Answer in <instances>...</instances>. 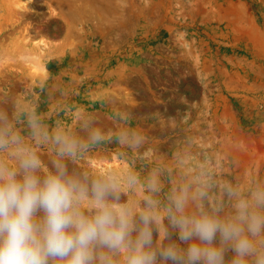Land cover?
<instances>
[{
	"label": "rangeland",
	"instance_id": "374dc122",
	"mask_svg": "<svg viewBox=\"0 0 264 264\" xmlns=\"http://www.w3.org/2000/svg\"><path fill=\"white\" fill-rule=\"evenodd\" d=\"M0 138V165L18 178L31 151L41 179L60 162L89 187L114 181L136 225L151 211L155 248L180 244L164 236L177 195L186 214L254 206L264 0H0ZM80 207L94 214L90 193Z\"/></svg>",
	"mask_w": 264,
	"mask_h": 264
},
{
	"label": "clouds",
	"instance_id": "9594fccd",
	"mask_svg": "<svg viewBox=\"0 0 264 264\" xmlns=\"http://www.w3.org/2000/svg\"><path fill=\"white\" fill-rule=\"evenodd\" d=\"M20 168L22 178L0 165V264H112L109 254L122 250L125 264H226L229 251L230 264H248V257L264 264V239H259L264 233V190L253 193L254 206L239 200L235 215L227 218L218 215L219 206L186 214V196L173 197L168 216L173 232L165 230L164 236L175 234L186 247L171 242L155 248L151 211L141 213L136 225L131 210L117 202L114 181L95 180L89 187L69 176L60 162H55L54 174L41 179L36 175L39 160L31 151L21 153ZM89 193L95 211L86 215L80 201ZM148 204L151 210L153 202ZM101 248L107 253L99 254Z\"/></svg>",
	"mask_w": 264,
	"mask_h": 264
}]
</instances>
